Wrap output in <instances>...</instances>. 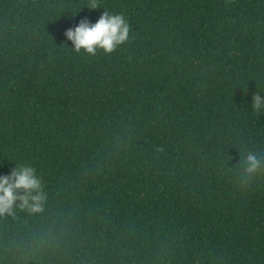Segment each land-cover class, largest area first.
Listing matches in <instances>:
<instances>
[{
	"label": "trees",
	"instance_id": "16d2710c",
	"mask_svg": "<svg viewBox=\"0 0 264 264\" xmlns=\"http://www.w3.org/2000/svg\"><path fill=\"white\" fill-rule=\"evenodd\" d=\"M98 5L0 0V175L46 193L0 264H264V0ZM105 12L125 40L76 50Z\"/></svg>",
	"mask_w": 264,
	"mask_h": 264
},
{
	"label": "clouds",
	"instance_id": "9594fccd",
	"mask_svg": "<svg viewBox=\"0 0 264 264\" xmlns=\"http://www.w3.org/2000/svg\"><path fill=\"white\" fill-rule=\"evenodd\" d=\"M92 8L98 7V0H90ZM128 25L119 14L103 13L95 23L82 21L74 29L66 32L73 41L76 50L84 48L93 52L97 47L106 51L112 50L116 44L125 40ZM260 98L257 97V106ZM247 171H254L258 167L255 156L248 157ZM46 193L42 189L40 179L35 175V169L18 166L8 175H0V216L12 214L16 207L30 212H39L43 208ZM20 203L17 205L16 201Z\"/></svg>",
	"mask_w": 264,
	"mask_h": 264
}]
</instances>
